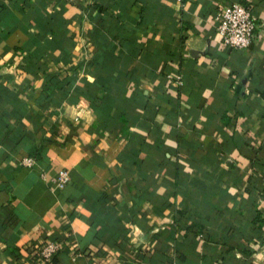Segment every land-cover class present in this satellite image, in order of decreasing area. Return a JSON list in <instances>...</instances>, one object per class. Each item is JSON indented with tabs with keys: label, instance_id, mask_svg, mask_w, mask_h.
I'll return each instance as SVG.
<instances>
[{
	"label": "crops",
	"instance_id": "crops-1",
	"mask_svg": "<svg viewBox=\"0 0 264 264\" xmlns=\"http://www.w3.org/2000/svg\"><path fill=\"white\" fill-rule=\"evenodd\" d=\"M0 264H264V0H0Z\"/></svg>",
	"mask_w": 264,
	"mask_h": 264
},
{
	"label": "built area",
	"instance_id": "built-area-1",
	"mask_svg": "<svg viewBox=\"0 0 264 264\" xmlns=\"http://www.w3.org/2000/svg\"><path fill=\"white\" fill-rule=\"evenodd\" d=\"M215 30L225 48L244 47L248 44L256 29V21L251 10L242 2L231 1L223 4L213 13ZM23 164L30 165L33 159L29 156L21 159ZM68 181L67 169L59 167L51 178L54 189L61 188ZM63 247L56 238L43 240L29 246V251L40 262H48L52 256ZM79 252H75L74 256Z\"/></svg>",
	"mask_w": 264,
	"mask_h": 264
},
{
	"label": "trees",
	"instance_id": "trees-1",
	"mask_svg": "<svg viewBox=\"0 0 264 264\" xmlns=\"http://www.w3.org/2000/svg\"><path fill=\"white\" fill-rule=\"evenodd\" d=\"M36 153H34V155H35ZM56 254V253H55ZM55 254L52 256V258L50 259V261H52V259H53V257L55 256Z\"/></svg>",
	"mask_w": 264,
	"mask_h": 264
}]
</instances>
